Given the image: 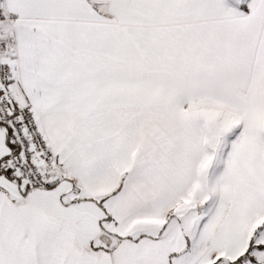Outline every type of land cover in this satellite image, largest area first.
I'll return each instance as SVG.
<instances>
[{"label": "snow or ice", "instance_id": "snow-or-ice-1", "mask_svg": "<svg viewBox=\"0 0 264 264\" xmlns=\"http://www.w3.org/2000/svg\"><path fill=\"white\" fill-rule=\"evenodd\" d=\"M0 264H264V0H0Z\"/></svg>", "mask_w": 264, "mask_h": 264}]
</instances>
